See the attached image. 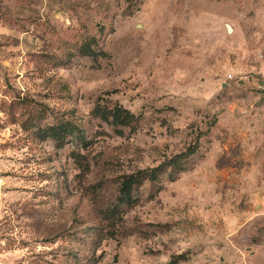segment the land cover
I'll use <instances>...</instances> for the list:
<instances>
[{"label":"rangeland","instance_id":"obj_1","mask_svg":"<svg viewBox=\"0 0 264 264\" xmlns=\"http://www.w3.org/2000/svg\"><path fill=\"white\" fill-rule=\"evenodd\" d=\"M65 121L84 144L40 138ZM159 166L110 228L121 178ZM175 258L264 264V0H0V264Z\"/></svg>","mask_w":264,"mask_h":264},{"label":"trees","instance_id":"obj_2","mask_svg":"<svg viewBox=\"0 0 264 264\" xmlns=\"http://www.w3.org/2000/svg\"><path fill=\"white\" fill-rule=\"evenodd\" d=\"M97 40L95 38H90L86 40L80 47V53L83 56L90 57H98L100 54L105 55L104 52L97 51L96 49ZM39 120L42 121L45 119V113L43 110H40ZM99 117L110 121L114 126H129L135 120V115L128 109L122 108L120 106H116L110 109L104 110H96L95 111ZM39 131L41 133L40 138L42 140L51 139L57 143L58 148L64 147V143L68 139L75 140L81 144L85 143L84 134L79 132V127L70 121L58 122L53 124H44L43 126L39 125ZM199 143L195 142L192 146L187 148L186 151H183L172 159L169 160V165L179 167L186 160L192 157L198 150ZM75 160L79 163L80 167H82L85 171L88 170V165L84 164L81 159H83V155L77 153L74 155ZM162 166L157 168H146L141 169L136 172L124 175L118 186V197L116 200V205L112 210H101V214L103 219L109 221L108 225L110 228H114L121 219L123 218L121 213L122 206H132L137 201L136 190L139 186H141L145 181H155L159 177V173L161 172ZM179 262L178 258L172 260L173 264Z\"/></svg>","mask_w":264,"mask_h":264}]
</instances>
